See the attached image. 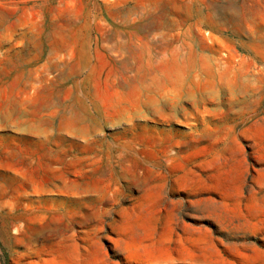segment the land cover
<instances>
[{"label":"rangeland","instance_id":"rangeland-1","mask_svg":"<svg viewBox=\"0 0 264 264\" xmlns=\"http://www.w3.org/2000/svg\"><path fill=\"white\" fill-rule=\"evenodd\" d=\"M44 1L0 10L54 43L0 64V264H264V0Z\"/></svg>","mask_w":264,"mask_h":264},{"label":"crops","instance_id":"crops-1","mask_svg":"<svg viewBox=\"0 0 264 264\" xmlns=\"http://www.w3.org/2000/svg\"><path fill=\"white\" fill-rule=\"evenodd\" d=\"M0 10H46L44 0H0ZM47 35L44 34L43 24L30 23L19 25L15 29L0 30V64L18 61L25 63H43L47 61V47L53 46ZM22 81H18L22 88L38 89L46 80V72L41 71L40 66L35 72L16 74ZM22 75V76H21ZM33 79L37 81H31ZM17 79V78H15ZM43 80V81H42ZM7 87L16 86L8 80Z\"/></svg>","mask_w":264,"mask_h":264}]
</instances>
